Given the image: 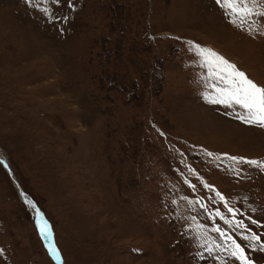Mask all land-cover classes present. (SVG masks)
I'll return each instance as SVG.
<instances>
[{
  "label": "rangeland",
  "instance_id": "obj_1",
  "mask_svg": "<svg viewBox=\"0 0 264 264\" xmlns=\"http://www.w3.org/2000/svg\"><path fill=\"white\" fill-rule=\"evenodd\" d=\"M33 3L0 0V147L64 264H240L211 230L231 232L215 192L264 225V169L229 159L264 162V128L204 98L188 42L264 86V36L214 0ZM0 249V264H56L3 164Z\"/></svg>",
  "mask_w": 264,
  "mask_h": 264
},
{
  "label": "snow or ice",
  "instance_id": "obj_2",
  "mask_svg": "<svg viewBox=\"0 0 264 264\" xmlns=\"http://www.w3.org/2000/svg\"><path fill=\"white\" fill-rule=\"evenodd\" d=\"M27 3L33 4V0H26ZM47 2V0H45ZM55 4H60L64 0H53ZM214 2L223 11V14L231 19L233 24H236V20L239 19L240 25L242 26L247 23V31L250 34H257L264 36V0H214ZM68 7L73 8L71 0H68ZM43 12L49 15L53 22L58 21L60 18L54 16L49 12V9H43ZM255 17L256 19H250ZM66 22L68 17H63ZM189 51L193 52L198 57V64L201 68L207 70V75L201 77V81L205 84V87L212 90L204 93V98L212 104H223L229 108H235L239 106L240 109L244 110L243 115H238V119H241L246 124L256 125L264 128V86H260L251 80L243 71H240L237 66L229 62L219 53L213 49L203 47L198 44H194L189 41ZM214 92V94H213ZM211 156L212 153H207ZM236 164H247L250 166H256L257 168L264 169V162L258 160H249L245 158L229 157ZM0 164L6 163L0 160ZM190 171L195 174L194 169ZM239 175V172L237 173ZM187 182V181H186ZM193 189L195 185H190ZM204 187L215 191L212 186L204 183ZM215 196L219 197L220 201L224 202V207L227 212L231 215V218H227L225 213L216 209L214 217H218L231 229V232L222 230L218 225L213 227L211 230L219 234L222 237L229 248V256L235 261H239L240 264H254V260L249 257L246 252V247L252 251L259 250L264 252V242H261V235L253 231L249 227V224L264 227L256 219L251 216H246L248 223H245L244 219H237V216H245V213H240L239 210L228 206L225 197L218 191L215 192ZM30 205L35 208V205L31 201H27ZM189 203H192L191 201ZM201 208L206 206L201 203ZM254 211V209H253ZM37 218L36 223L39 228V232L42 237L49 241L47 247L49 254L56 260H60L59 249L51 243L52 232L51 225L44 220L42 213L36 209ZM194 219V218H193ZM238 231V238L233 235ZM247 242V244H242ZM220 247V245H216ZM3 249H0V253H3ZM212 248H207L209 255H212ZM203 258V256L201 257Z\"/></svg>",
  "mask_w": 264,
  "mask_h": 264
},
{
  "label": "water",
  "instance_id": "obj_3",
  "mask_svg": "<svg viewBox=\"0 0 264 264\" xmlns=\"http://www.w3.org/2000/svg\"><path fill=\"white\" fill-rule=\"evenodd\" d=\"M0 160L4 161V162L6 163L7 167H5V166H4V167L6 168V170L8 171V173H9L11 179L13 180L14 185H15V187H16V189H17V192L19 193V196H20L21 200H23V201L27 204L29 210H30L31 212H33V214H34V215L36 216V218H37V212H36V209H37V208H36V206H35V208H33L32 205H30L29 203H27V201H31L33 204H34V202L32 201L31 198H29V197L27 196L26 193H24V191H23V189H22V187H21V185H20L18 179L15 177V174H14L12 168L10 167L9 163L7 162L6 158L0 157ZM3 165H4V164H3ZM34 205H35V204H34ZM46 243H48V242H46ZM55 260H56V259H55ZM56 261H57L58 264H63L61 258H60V260H56Z\"/></svg>",
  "mask_w": 264,
  "mask_h": 264
},
{
  "label": "bare ground",
  "instance_id": "obj_4",
  "mask_svg": "<svg viewBox=\"0 0 264 264\" xmlns=\"http://www.w3.org/2000/svg\"><path fill=\"white\" fill-rule=\"evenodd\" d=\"M0 157H4V155H3V150L1 149V147H0ZM16 176V175H15ZM24 191V190H23ZM24 193H25V191H24ZM27 194V193H26ZM27 196L29 197V198H31L28 194H27ZM32 199V198H31ZM33 201V200H32ZM49 243V242H48ZM51 243H53L57 248H58V246L56 245V242L54 241V239L52 238L51 239ZM59 249V248H58ZM60 252V251H59ZM60 258H61V255H60ZM62 259V258H61ZM63 260V264L65 263L64 262V259H62Z\"/></svg>",
  "mask_w": 264,
  "mask_h": 264
}]
</instances>
